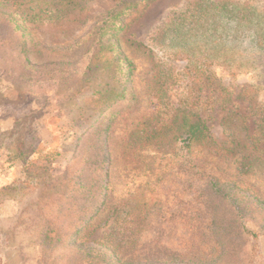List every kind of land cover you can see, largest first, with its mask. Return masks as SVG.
Returning <instances> with one entry per match:
<instances>
[{
    "label": "rangeland",
    "instance_id": "374dc122",
    "mask_svg": "<svg viewBox=\"0 0 264 264\" xmlns=\"http://www.w3.org/2000/svg\"><path fill=\"white\" fill-rule=\"evenodd\" d=\"M189 1L0 0V264H264V0Z\"/></svg>",
    "mask_w": 264,
    "mask_h": 264
},
{
    "label": "trees",
    "instance_id": "16d2710c",
    "mask_svg": "<svg viewBox=\"0 0 264 264\" xmlns=\"http://www.w3.org/2000/svg\"><path fill=\"white\" fill-rule=\"evenodd\" d=\"M241 7L238 3L227 0H190L177 15L175 12L170 13L166 17V21L162 23L161 28L166 33L173 25L172 30H170L172 40L177 41L180 45L188 41L189 37L195 39L198 36H205L216 46H222V42L216 40L222 35L218 33V28L224 29L230 21L237 24L245 23L247 7L238 10ZM223 18L227 20L225 23L222 22ZM186 20L188 22L186 25L191 30L187 37L184 36V33L187 32H184ZM206 28L210 30V33H204Z\"/></svg>",
    "mask_w": 264,
    "mask_h": 264
}]
</instances>
